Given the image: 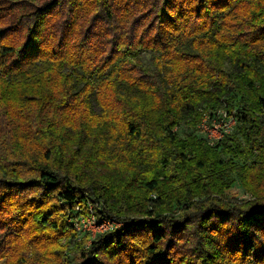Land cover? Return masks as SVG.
I'll return each mask as SVG.
<instances>
[{"label": "trees", "instance_id": "16d2710c", "mask_svg": "<svg viewBox=\"0 0 264 264\" xmlns=\"http://www.w3.org/2000/svg\"><path fill=\"white\" fill-rule=\"evenodd\" d=\"M24 3L0 26V261L264 264V0ZM203 107L237 117L221 151L173 131ZM234 175L251 201L225 200ZM87 198L147 219L86 248Z\"/></svg>", "mask_w": 264, "mask_h": 264}, {"label": "built area", "instance_id": "2783aa9c", "mask_svg": "<svg viewBox=\"0 0 264 264\" xmlns=\"http://www.w3.org/2000/svg\"><path fill=\"white\" fill-rule=\"evenodd\" d=\"M237 126V117L226 110H219L207 116L200 126L199 135L210 143L220 142L226 135L231 134ZM69 222L74 228L77 241L88 235L94 239L98 234L118 230L124 227L114 217L98 215V208L88 198L84 204L77 205L69 212Z\"/></svg>", "mask_w": 264, "mask_h": 264}, {"label": "rangeland", "instance_id": "374dc122", "mask_svg": "<svg viewBox=\"0 0 264 264\" xmlns=\"http://www.w3.org/2000/svg\"><path fill=\"white\" fill-rule=\"evenodd\" d=\"M9 1L12 4V2L14 0H9ZM24 1H26V0H18L19 4L13 10L6 11V12L2 13L3 19L0 20V26H2V24L6 25V26H9L10 24L15 23L17 18H19L21 15H25V14H28L30 12L31 8L29 6H27V4L24 3ZM2 50L3 49H0V52ZM10 57H11V54L10 55H5L3 57H0V76H3L4 72L2 70L4 69V66L7 63L8 59H10ZM140 58L143 59L145 67L152 68V62H151V59H150L151 58L150 55L143 54V55L140 56ZM128 60L130 61V58H128ZM41 70L42 69H39V70L36 69L35 72H39ZM233 100H234V104L238 105L239 97H237V95H236V98H233ZM221 109L226 110L224 107H220V108H217V109H211V108H208V107H203L202 109L199 110L200 120L196 124V126H194L193 128H191L189 130H187L185 127H182V126L181 127H176L173 131L175 133H178V136L180 138H182V139H186L187 136L191 135V136L197 138V140H199V141L206 142L209 147L215 149L216 151H221V148L218 147V143L219 142L215 143V144L210 143L207 140L201 138V136L198 133L199 130H200V126L202 125L203 121L207 118V116H209L213 112L215 113V111L221 110ZM234 111H237L236 107L234 108ZM260 116L264 120V113L260 114ZM95 127H97V126H95ZM94 130H95V128H94ZM99 141H102V140H99ZM224 159L227 160L228 158L224 156ZM234 178L236 179V183L232 186V188L230 190H228L226 192V196L224 197L225 200L233 201V202H239V203L240 202L251 201L253 199L252 195L250 193H248L244 189V187L241 185L240 181L238 180L237 176L234 175ZM154 198H156L155 195H154ZM197 200L201 201L202 199L197 198ZM115 218L117 219V221L119 223H121L124 226L122 228V230H121V231H123V230H127V222H130V223L139 222V221L142 222V221H145L147 219V216H139V215L131 214L130 216H128L126 218H119V219L117 217H115ZM114 231H118V230L107 231V232H104V234L108 233V232H114ZM99 235H102V234H98L97 236H99ZM97 236L95 238H97ZM94 239H90L89 238V240L87 242V245H86V248H88L92 244ZM68 243H69V238H64L61 241V245L62 246H66ZM30 255L31 254L28 255L29 258H30ZM0 264H6V259L1 260Z\"/></svg>", "mask_w": 264, "mask_h": 264}]
</instances>
